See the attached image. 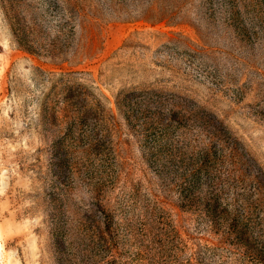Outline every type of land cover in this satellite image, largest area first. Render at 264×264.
Here are the masks:
<instances>
[{"label":"rangeland","instance_id":"obj_1","mask_svg":"<svg viewBox=\"0 0 264 264\" xmlns=\"http://www.w3.org/2000/svg\"><path fill=\"white\" fill-rule=\"evenodd\" d=\"M0 264H264V0H0Z\"/></svg>","mask_w":264,"mask_h":264}]
</instances>
